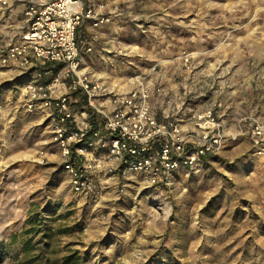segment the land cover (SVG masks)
I'll use <instances>...</instances> for the list:
<instances>
[{"label": "rangeland", "instance_id": "1", "mask_svg": "<svg viewBox=\"0 0 264 264\" xmlns=\"http://www.w3.org/2000/svg\"><path fill=\"white\" fill-rule=\"evenodd\" d=\"M131 1L103 49L80 32L93 69L122 65L128 77L157 64L173 75L164 64L186 52L179 86L193 108L212 107L232 129L245 115L264 116V0ZM1 74L0 264H264V178L248 135L177 169L168 184L112 182L83 197L71 191L49 117L24 109L18 73Z\"/></svg>", "mask_w": 264, "mask_h": 264}, {"label": "built area", "instance_id": "2", "mask_svg": "<svg viewBox=\"0 0 264 264\" xmlns=\"http://www.w3.org/2000/svg\"><path fill=\"white\" fill-rule=\"evenodd\" d=\"M10 1L22 5V24L13 40L0 43V67L34 69L17 96L26 111L49 117L61 167L76 195L96 198L112 182L126 186L136 179L144 186L168 184L177 169L198 166L242 135L249 136L264 178V116L245 115L232 129L212 107L193 108L185 86L176 106L152 78L157 64L129 75L125 91L121 82L81 69L77 29L84 22L91 27L110 22L107 0H0V5ZM181 57L188 69L189 54ZM44 64L54 65L48 75L40 69ZM154 100L163 104L160 115ZM259 212L264 219V201Z\"/></svg>", "mask_w": 264, "mask_h": 264}, {"label": "crops", "instance_id": "3", "mask_svg": "<svg viewBox=\"0 0 264 264\" xmlns=\"http://www.w3.org/2000/svg\"><path fill=\"white\" fill-rule=\"evenodd\" d=\"M132 1L131 0H107V6L106 9L107 11L112 14V19L108 23L100 24L97 27H91L88 22H84L82 25H80L77 29V42L78 45L80 42H82L81 39H79L80 32L82 33V37L87 36L89 37H94L95 42H94V50L98 51L99 49H103L101 46V42L103 41L106 45L107 42L112 40L111 36H115L122 31L124 28V23L122 22V5L128 6L131 5ZM16 21L17 25H13L12 21ZM22 24V5L18 2H9L7 6H1L0 5V43L5 44L15 38V35L19 33V27ZM116 38V37H115ZM119 49L121 50H129L128 52L134 51V47L132 44H127L124 46H121V41L118 45ZM95 51V52H96ZM127 52V51H125ZM181 57V54L179 55ZM80 58H81V69L85 72L92 73L94 76L99 77L103 80H108V81H119L122 83L121 89L123 91L128 89V85L126 82L127 75L124 73V69H126V66L118 65L117 67L111 69V72H107L106 70L102 69H93V66L91 63L86 62V57H82L81 51H80ZM88 60L93 59V55L90 54L88 55ZM182 58V57H181ZM169 64H164L166 67L167 65H170L171 67H174L176 69L175 73L172 75H166L165 73V68L164 71H161L160 66L157 65L160 70L156 69V71L153 73L152 78L162 85L165 86V88L169 91L171 94L172 102L174 105L179 106L181 103L182 99V94H181V88L179 86L180 83L187 77L185 74L188 72L186 70V67L182 62L175 61L174 59H170ZM168 66V67H170ZM50 67H54V65L49 64V66L45 69L44 67H41L40 69H43L46 71V75L49 74ZM185 67V68H184ZM33 68H28L27 70H21L19 68H15L13 66H3L0 67V72L2 73L1 75L2 78L7 77L9 74L11 75L12 72L18 73L17 77H19V82H24L27 79H29L33 73ZM146 70V69H145ZM109 78H106V77ZM178 78V80H176ZM174 81V83H172ZM21 84L17 85L19 87ZM16 87V88H17ZM56 90L59 92L63 90V86L60 84L56 86ZM154 108L157 109V114L160 115V110L163 104H160V102H157V100L153 101ZM233 124V123H232Z\"/></svg>", "mask_w": 264, "mask_h": 264}]
</instances>
